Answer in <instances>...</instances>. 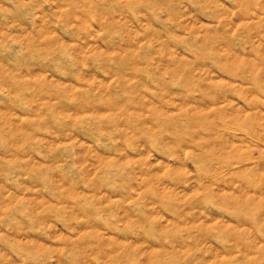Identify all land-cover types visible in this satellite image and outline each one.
<instances>
[{
  "label": "rangeland",
  "instance_id": "rangeland-1",
  "mask_svg": "<svg viewBox=\"0 0 264 264\" xmlns=\"http://www.w3.org/2000/svg\"><path fill=\"white\" fill-rule=\"evenodd\" d=\"M0 5V264H264V0Z\"/></svg>",
  "mask_w": 264,
  "mask_h": 264
},
{
  "label": "clouds",
  "instance_id": "clouds-1",
  "mask_svg": "<svg viewBox=\"0 0 264 264\" xmlns=\"http://www.w3.org/2000/svg\"><path fill=\"white\" fill-rule=\"evenodd\" d=\"M54 0H21V3L23 4V8L20 9L23 11L24 15L27 17H31L32 21L34 22L37 18L36 13L41 12L45 5H50L53 3ZM113 2L117 5L124 3V0H113ZM141 3H151V0H140ZM9 4L13 3V0H8ZM19 8V5H17ZM0 12H5L12 14L11 10L8 8H5L3 5H0ZM42 34V33H41ZM72 39V37H70ZM15 43H19L21 45V51L22 52H28V54L34 55L37 52V49H39V44H36L35 47L30 46L26 41H10V42H0V48H4V50H10L12 45ZM88 63L86 59H81L79 55V51L77 47H71L66 50H57V55H55L52 58V62L48 66H39V69L41 71L47 72L48 75L52 78H74V79H83V73L85 72V65ZM100 63L96 59L93 58L92 60V67H97V64ZM103 63V70L105 73H108L112 71V68L110 67L111 62L105 61ZM36 67V66H34ZM99 70V68H98ZM160 80L164 81V84H168L169 81L166 80L163 77L158 78ZM71 89L68 90L69 93H71ZM90 100L95 102V100L99 99L96 97V90L90 89L87 93ZM108 95L107 91L101 92L100 96ZM175 95L180 98L184 99V92L177 91ZM157 99L159 100L160 107L165 108L167 107V102L165 100V97L162 93H160V90L158 89V96ZM82 136L87 138V131L84 130L80 133ZM105 150H107L105 148ZM208 215H212L213 211L215 210H206ZM8 238L5 237L4 232H0V242H4ZM21 259H27L26 256H22Z\"/></svg>",
  "mask_w": 264,
  "mask_h": 264
}]
</instances>
